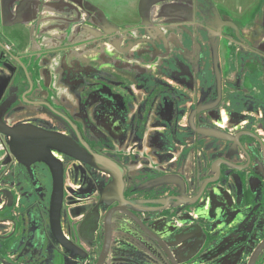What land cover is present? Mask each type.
Wrapping results in <instances>:
<instances>
[{
    "label": "flooded vegetation",
    "instance_id": "af4514ba",
    "mask_svg": "<svg viewBox=\"0 0 264 264\" xmlns=\"http://www.w3.org/2000/svg\"><path fill=\"white\" fill-rule=\"evenodd\" d=\"M231 24L239 25L234 20ZM190 57L188 53V63H194ZM165 62L161 70L172 74L170 82L180 87L173 86L176 95L162 96L163 91H159L163 98L159 103L144 102L134 107L131 101L126 102L135 94L131 84L117 83L114 75H100L103 81L110 78L108 84L122 89L110 88L108 94L107 88H101L111 99H103L100 93L93 99L99 113L105 110L104 105L114 103L110 138L80 133L79 125L71 119L79 136L65 121L72 134L56 132L54 114L40 106L34 107L46 109L52 116L31 117L13 126L28 125L62 134L77 145L82 158L48 146L51 158L27 164L22 157H9L2 149L3 247L9 240H17L13 253L31 255L35 264H97L106 238V217L110 215L112 242L105 264L251 263L264 244V86L254 84L262 81L264 85V76L243 72L238 78L242 82L243 76L246 84L217 85V99L226 101L210 106L198 103L197 89L189 95V85L196 82L189 64L174 57V65L168 69ZM88 71L97 77L95 67ZM166 77L161 72L156 74L161 80ZM158 84L166 87L162 81ZM150 89L144 82L137 86L144 92L142 97ZM174 97L177 101H172ZM26 111L16 110L17 119L26 117ZM136 111L142 122L134 119ZM225 117L239 127L235 133L222 130L215 122ZM103 144L112 147L111 151L103 150ZM58 171L64 208L56 230L53 200ZM71 198L81 201L82 205L75 206H82L79 215L69 212ZM117 208L130 212L134 219L113 213ZM70 219L77 222L75 228ZM254 264H264V250Z\"/></svg>",
    "mask_w": 264,
    "mask_h": 264
},
{
    "label": "rangeland",
    "instance_id": "374dc122",
    "mask_svg": "<svg viewBox=\"0 0 264 264\" xmlns=\"http://www.w3.org/2000/svg\"><path fill=\"white\" fill-rule=\"evenodd\" d=\"M261 1L264 0H2V8L8 12V21L13 17L11 22L21 14L20 4L28 5L29 10L32 8L30 16L28 14L29 21L26 18L23 21L30 23V18L34 20L35 39L10 41L8 36H12L11 31L5 33L3 28L0 34L11 53L29 68L34 83V90L26 97L29 101L49 102L75 121L80 133L93 137L102 134L110 138L114 103L111 100L112 104L104 105L105 110L99 109V113L96 109L99 105L93 99L99 93L103 99L107 100L109 96L111 99L108 95L110 88L114 91L122 89L108 84L110 78L103 81L102 74L114 75L117 83H129L134 87L135 94H131V99L129 96L126 98V102L135 104L134 107L144 102H163L159 91H163L162 96L176 95L175 88L180 86L171 83L172 74L161 70L165 59L168 69H171L170 64L174 65V57L182 58L184 64L190 65L196 82L190 87L183 86L192 89L187 90L189 95L197 89L198 103L206 102L210 106L226 101L217 99V85L231 87L246 84L243 76L242 82L238 78L243 72L247 76L253 72L264 76V27L244 31L232 28L231 24L233 20L246 23L248 18H252L250 9ZM261 17L260 13L258 25ZM188 53L194 63H188ZM6 56V60L0 63L2 119L13 127L19 122H28L31 117H51L46 109L35 108L23 101V95L30 88L29 83L22 68ZM94 67L98 77L88 71ZM160 72L167 74L166 81L156 78ZM159 81L166 87L158 84ZM143 82L146 88L151 89L146 90L142 97L144 92L137 90V86ZM254 84L264 86L262 81ZM209 85L215 86L202 90ZM101 88H107L108 94ZM172 101H177L176 97ZM21 109L27 110V116L18 120L15 112ZM137 111L134 119L142 122ZM52 117L56 132L72 134L62 119L56 115ZM215 122L228 133H235L239 128L232 125L228 117L215 119ZM224 123L229 127H224ZM5 135L8 145L11 136L7 132ZM101 148L108 152L112 147L103 144ZM77 205H82L81 201ZM75 210L79 215L82 206L75 208L71 204L69 212ZM70 222L75 228L77 222H72V219ZM71 240L75 241L74 238ZM9 241L4 247L0 243V264H35L30 259L31 255L13 253L17 240Z\"/></svg>",
    "mask_w": 264,
    "mask_h": 264
},
{
    "label": "water",
    "instance_id": "95a60500",
    "mask_svg": "<svg viewBox=\"0 0 264 264\" xmlns=\"http://www.w3.org/2000/svg\"><path fill=\"white\" fill-rule=\"evenodd\" d=\"M0 49H2L1 52H3V53H0V63L2 61L4 62L7 58L6 55H8L11 59H13L22 68V70H23V72L27 78V81L29 83L30 88L23 95V101L25 100L26 101L25 103H27L30 106H40V107L48 108L54 115H56L57 117H59L60 119H62L66 123H68L75 130V133L79 136V132L76 129L73 122L70 120V118H68L63 113L59 112L50 103L46 102L45 100H43V101H40V100L39 101H29V100H27V98H26L27 95H29L34 90V83L31 79L30 74H29V68L27 67L26 64H24V62L20 58L16 57L10 51H8L7 48L4 46V44L1 43V41H0ZM4 97H6L5 94H4ZM0 118L2 119V117H0ZM4 122H5V120L2 119L0 122V125H2L7 131H4L3 128L0 127V130H2L0 132V145L2 147V148L0 147V154L2 152V149L3 150L6 149L9 157H10V154L17 155V156L22 157V159L27 164H33L36 161L44 160L46 158H48V159L51 158V155L50 154L48 155L47 151H46L47 147L49 146V148L52 150L60 151V152H67V153L71 154L72 156H76V158H79V159L82 158L80 155L81 151L77 147V145L74 142H72L69 138H67L66 136H63L62 134L48 133V132L42 131L40 129H37V128L32 127V126H28V125H20L18 127H9ZM5 132H7L11 136V142L10 141L7 142L8 145L6 144V140H8V138H6V136H5V139L2 138V135H5ZM9 145H10V148L8 149ZM5 164H7V163H5ZM56 175H57V173H56ZM58 175H59V171H58ZM59 177H60V175H59ZM211 182L212 181H210L209 183H211ZM63 192H64V190H63V185H62V179L60 177V179H56L55 197L53 200V215H54V222H55L56 230L59 229L58 219H59V215L61 213V210H63V208H64L63 201H62ZM77 203H79V200L75 201L72 198L70 201L68 200V205L73 204L75 207ZM77 211L78 210H75L74 212H77ZM155 211H159V210H153V212H155ZM112 212L113 213L117 212L119 214H124L126 216L128 215V216L132 217V215H130V212H128L122 208H117L116 210L113 209ZM71 214L73 215V212H71ZM137 221H136V223L142 229L141 231L146 232V229L144 228V226ZM127 222H125L124 224H127ZM111 225H112V216L110 217V215L109 216L107 215V217H106L105 243L103 245V249H102V252H101V255H100V258H99L97 264H105V261L107 259V255H108V252H109V249L111 246V242H112V227H111ZM263 250H264V244L258 248V250L256 251L254 258L252 259L250 264H254V260L257 259V257L261 254V252ZM72 259L74 260L73 257H72Z\"/></svg>",
    "mask_w": 264,
    "mask_h": 264
},
{
    "label": "crops",
    "instance_id": "0c3cea01",
    "mask_svg": "<svg viewBox=\"0 0 264 264\" xmlns=\"http://www.w3.org/2000/svg\"><path fill=\"white\" fill-rule=\"evenodd\" d=\"M263 3V5H262ZM21 6H19L20 9V13L18 15V18H16L14 21H10L13 20V17L10 18V20L8 21V12L6 11V9L2 8V0H0V29L3 28V31L6 33V31H11L12 36H8L10 38V41H30V39H35L34 35H33V29L35 28V26H32L33 24V19L30 18V23H26L24 22V18L27 19V21H29V16L31 14V10L32 8L29 10L28 5H23L20 4ZM252 10V18H248V21L244 24H241L238 21L237 22L239 25H232V28L236 29V30H256V29H262L264 27V1H261L258 5H255L254 8L250 9ZM47 11V10H45ZM262 14L261 17V22L259 23L260 25H258V18H259V14ZM29 14V16H28ZM19 16H21V18H19ZM8 21V22H7ZM3 24H5L6 26H4ZM16 24V25H15ZM11 25H15L14 27H12ZM256 25H258V27H256ZM5 28H4V27ZM11 26V27H9ZM38 37V36H37ZM37 37H36V41H37ZM3 38L1 37L0 34V41L2 44L3 43ZM4 46L7 48L8 51L9 50V45L7 44V46L4 44ZM17 47H19L18 45H16ZM11 52V51H10ZM14 52V51H12ZM1 82V81H0ZM5 88V87H4ZM5 98V97H4Z\"/></svg>",
    "mask_w": 264,
    "mask_h": 264
}]
</instances>
